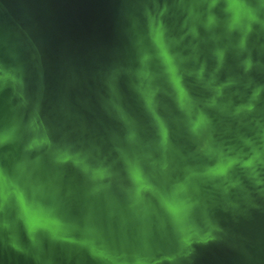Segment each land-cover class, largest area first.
<instances>
[{"label": "water", "instance_id": "95a60500", "mask_svg": "<svg viewBox=\"0 0 264 264\" xmlns=\"http://www.w3.org/2000/svg\"><path fill=\"white\" fill-rule=\"evenodd\" d=\"M0 264H264V0H0Z\"/></svg>", "mask_w": 264, "mask_h": 264}, {"label": "snow or ice", "instance_id": "6c2138e0", "mask_svg": "<svg viewBox=\"0 0 264 264\" xmlns=\"http://www.w3.org/2000/svg\"><path fill=\"white\" fill-rule=\"evenodd\" d=\"M34 222H37V218H34Z\"/></svg>", "mask_w": 264, "mask_h": 264}]
</instances>
